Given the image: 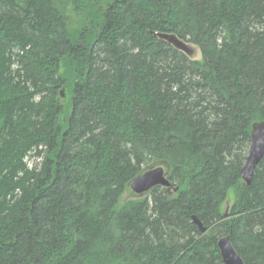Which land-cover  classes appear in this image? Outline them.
Listing matches in <instances>:
<instances>
[{
    "label": "trees",
    "instance_id": "trees-1",
    "mask_svg": "<svg viewBox=\"0 0 264 264\" xmlns=\"http://www.w3.org/2000/svg\"><path fill=\"white\" fill-rule=\"evenodd\" d=\"M261 121L264 0H0V264H264Z\"/></svg>",
    "mask_w": 264,
    "mask_h": 264
},
{
    "label": "water",
    "instance_id": "water-1",
    "mask_svg": "<svg viewBox=\"0 0 264 264\" xmlns=\"http://www.w3.org/2000/svg\"><path fill=\"white\" fill-rule=\"evenodd\" d=\"M159 39L171 44L175 49L194 56L193 49L176 34L156 33ZM252 143L248 150L245 164L241 170V179L246 185H250L254 172L264 158V121L253 124ZM170 168L165 163H158L146 168V170L133 180L129 189L136 195L143 197L156 187L173 189L174 184L168 179ZM229 208V206H228ZM228 210V209H227ZM192 221L198 230L204 234L208 231L205 223L198 217L192 216ZM218 247L223 264H246L233 246L229 236L219 239Z\"/></svg>",
    "mask_w": 264,
    "mask_h": 264
},
{
    "label": "rangeland",
    "instance_id": "rangeland-1",
    "mask_svg": "<svg viewBox=\"0 0 264 264\" xmlns=\"http://www.w3.org/2000/svg\"><path fill=\"white\" fill-rule=\"evenodd\" d=\"M192 49H193V51H194V58H196V59H201V53H200V51H199V49L196 47V46H194V45H189ZM32 162L33 161H31V164H32ZM172 193L174 194L175 192L174 191H172ZM134 198H137L136 197V195L131 191V190H129V191H127V193L125 194V196H124V199H134ZM234 200H235V196H234V192L233 191H231L230 193H229V200H228V204H227V207L229 206V205H231L233 202H234ZM225 208V205H224V207H223V209Z\"/></svg>",
    "mask_w": 264,
    "mask_h": 264
}]
</instances>
